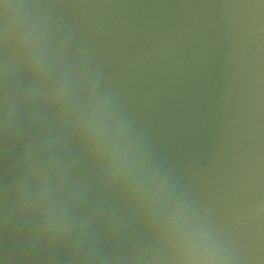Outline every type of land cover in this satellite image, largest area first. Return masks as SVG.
Wrapping results in <instances>:
<instances>
[{
    "label": "water",
    "instance_id": "water-1",
    "mask_svg": "<svg viewBox=\"0 0 264 264\" xmlns=\"http://www.w3.org/2000/svg\"><path fill=\"white\" fill-rule=\"evenodd\" d=\"M0 264H264V0H0Z\"/></svg>",
    "mask_w": 264,
    "mask_h": 264
}]
</instances>
